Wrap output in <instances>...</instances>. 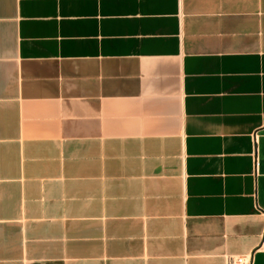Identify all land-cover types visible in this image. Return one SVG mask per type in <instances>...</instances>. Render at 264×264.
I'll return each mask as SVG.
<instances>
[{"label": "crops", "instance_id": "crops-1", "mask_svg": "<svg viewBox=\"0 0 264 264\" xmlns=\"http://www.w3.org/2000/svg\"><path fill=\"white\" fill-rule=\"evenodd\" d=\"M264 0H0V264H264Z\"/></svg>", "mask_w": 264, "mask_h": 264}, {"label": "built area", "instance_id": "built-area-1", "mask_svg": "<svg viewBox=\"0 0 264 264\" xmlns=\"http://www.w3.org/2000/svg\"><path fill=\"white\" fill-rule=\"evenodd\" d=\"M260 241H264V227H263V229H262V232H261V234H260Z\"/></svg>", "mask_w": 264, "mask_h": 264}]
</instances>
